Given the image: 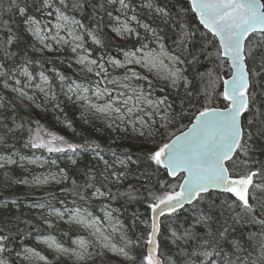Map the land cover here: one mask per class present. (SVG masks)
<instances>
[{
    "label": "snow or ice",
    "instance_id": "6c2138e0",
    "mask_svg": "<svg viewBox=\"0 0 264 264\" xmlns=\"http://www.w3.org/2000/svg\"><path fill=\"white\" fill-rule=\"evenodd\" d=\"M139 7L147 9L149 22L139 17L133 0H31V3L28 0H0V27L6 31V39H0V53L6 61L16 55L10 48L21 39L13 31L15 15L21 18L24 31L42 45L37 51L51 47L46 41L53 31L37 16L54 15L55 34L51 39L57 44L74 43L73 53H77L78 49L85 52L79 55L77 62L88 73L97 69L95 76L106 81L104 87L98 80L92 89L76 85L75 88L70 86L68 92L86 102L89 111L104 114L110 119L109 128L117 120L131 124L138 132L137 138L142 146L151 143L150 148H141L143 158L137 156L135 160L127 152L117 153L116 149L108 148L114 158L112 162L104 158L101 153L105 150L95 142L66 144L67 150L73 154H78L80 150L93 151L103 162L102 171H85L83 185H77L73 180L75 195L81 200L91 197L115 199L109 185L119 188L131 179L140 188L134 183H127V191L121 195L136 200L138 197L134 193L141 188L146 191L151 201L148 204L150 217L147 220L134 217L131 227H127L115 219L107 208L101 218L79 208L61 211L51 205L34 203L32 207H48L49 215L55 214L57 219L63 220L67 215L70 223L86 230L90 237L80 236L73 240L75 247H65L54 237L43 238L48 247L55 250L54 264H264V0H190V7L187 8L179 6V0L172 7L161 5L159 0H142ZM89 9L96 30L68 14L75 11L87 13ZM114 11L117 13L115 16ZM188 12L199 16V23L207 30L201 34V39L206 42L204 47H213L219 61L215 70L208 69L197 74L199 87L177 66L185 63L180 55L167 50L165 41L168 37L164 28L159 25L152 27V23L159 20L165 28L179 29L175 33L178 39H174L173 43L180 48L184 41L194 40L199 32L198 28L189 31L188 25L182 23ZM5 14L8 15L7 20L3 18ZM105 15L110 18L105 26H111L115 37L125 42L132 36L137 38L132 41L134 51L121 49L123 61L112 56L107 61L104 56L90 59V53L85 48V37L95 45L107 47L100 38V24L104 22ZM132 22H135V27ZM61 29L70 39L60 35ZM139 29L144 30L143 35ZM31 46L35 48V44ZM30 63L33 61L27 60L16 68L0 63V77L11 79L17 71L25 77L23 83L16 79L18 87L11 88L21 98L27 96L24 89L30 87L33 80L27 70ZM106 64L123 68L124 75L108 79ZM135 65L154 73L175 92L154 95L152 81L147 75L137 72L135 67H130ZM221 69L227 70L224 76L219 75ZM40 78L47 82L43 72ZM139 81H147V88ZM221 84L222 90L217 91ZM107 85H111V89ZM4 87H9L7 79ZM181 87L182 93L179 91ZM41 91L44 89L41 88ZM81 91L91 93L97 100L104 98V103H92L89 96L81 95ZM160 91L165 92V88ZM219 98L223 100L222 107L218 106ZM9 105L15 110V105L0 98V109L7 112ZM8 119L7 115L0 114V145L5 147L9 133L15 135L14 129L4 122ZM183 119L189 120V124L183 126L186 130H178V134L169 131L178 120ZM12 123L15 124V121ZM48 135L50 139L45 141L38 131L35 138H29L30 146L56 153L66 151L65 147L59 146L65 144L63 136ZM20 160H25V157L21 156ZM15 163L11 156L0 155V169ZM28 163L35 164L37 160H29ZM52 163L55 164V161ZM72 163L75 164L76 160ZM143 164L154 168L152 175L147 171L137 174V170L131 167ZM161 170L180 182L171 184L157 177L155 184L158 188L148 187L147 183L152 181L153 175ZM66 179L67 174L60 169L58 173L33 176L32 184L60 183ZM12 182L29 183L27 179ZM89 189L94 191L89 192ZM11 203L16 204L17 201L12 200ZM0 204L7 207L9 201L0 200ZM186 205L192 212L185 220L187 227L179 234L171 230L170 235H165L170 226L164 220L178 219ZM105 221L111 228L110 232L104 227ZM44 222L49 223L47 219ZM245 224L259 230L250 232L247 238L243 232L237 235V225ZM140 225L144 226V231L137 232ZM129 232L132 234L129 235ZM116 233H119V243L113 242ZM10 236V230L0 227V264H14L10 259ZM16 256H23L27 264H32L34 258L46 259L30 248L24 249L23 253L16 252Z\"/></svg>",
    "mask_w": 264,
    "mask_h": 264
},
{
    "label": "trees",
    "instance_id": "16d2710c",
    "mask_svg": "<svg viewBox=\"0 0 264 264\" xmlns=\"http://www.w3.org/2000/svg\"><path fill=\"white\" fill-rule=\"evenodd\" d=\"M28 2L31 3V0H28ZM177 2L178 0H159L161 5L166 4L169 7L176 5ZM133 3L137 6L139 17L144 19L145 22H149L147 17L150 14L147 9H141L139 7L142 0H133ZM179 6L187 8L190 7V3L185 2V0H179ZM116 7L118 8L119 5ZM173 11H175V9H173ZM90 12L91 9H89L87 13L75 11L68 14L74 16L75 19L80 20L86 27L96 30V23L94 22V19L89 16ZM115 13L116 12L114 11L113 14ZM130 13L131 12H129V14ZM100 14L103 15V13ZM44 17L46 16L44 15L41 17L38 15L37 19L42 20ZM3 18L7 20L8 15L5 14ZM47 18L51 20L53 16ZM13 19L15 20V23L12 25L13 31H15L21 39L15 47L10 48V51L16 53V55L11 60L6 61L2 53H0V63H6L8 68H16L18 65L24 64L27 60L33 61V63L27 64V70L33 76L32 83L37 84L40 79L39 74L43 72L48 79V88L53 97L50 101H44L40 100L41 98L34 93L33 95L37 98L39 103V109H35L33 105L26 102L17 94L3 88L6 79L9 85L15 84L16 79H20L22 82L24 81V76L21 75L19 71H17L15 76L11 79L0 77V98L4 99L5 102L10 101L12 105H15V110H13L11 105L7 108V112H4V109H0V114L9 117V119L4 122L8 123L9 127H12L15 132V135L9 133L7 147L0 145V154L7 153L30 156L34 153H38L45 156L47 161L50 159L56 160L57 164L51 165L45 161L41 165H38V167L37 164L27 163L24 168H19L17 165H7L5 169H0V200L7 199L9 201L7 207L0 204V227L10 230L11 232L9 248L12 249V256L10 259L14 261V264H27L23 256L19 258L16 256V252L23 253V250L26 248L35 249L36 252L46 258L44 260L45 263L32 262V264H54V257L56 255L55 251L38 240V237L42 235H51L65 247H71L72 239L84 235L85 233L76 227L64 224L63 220L56 219L53 215L49 217L47 213L49 211L48 207L39 209L32 207V205L38 202L61 209L83 207L92 208L94 210L96 205L100 202L95 200L94 197H91L88 200H81L79 196L74 194L73 190L75 185L73 184V180L76 181L77 185H83L86 179L84 175L85 171L87 169H93L96 172L102 171L103 162L99 161L92 151L80 150L78 154L72 153V155H69L67 151L56 153L49 152L45 148H33L30 146L29 138H35L38 131H48L57 136H63L64 139L70 138L69 142H65V144L72 143L85 145L86 142L88 144L95 142L100 145L101 149L105 150L101 153L104 157L108 158L111 154V152L107 151L108 148H114L117 153L127 152L128 154H131L133 160H135L137 156L143 158L141 148H150L151 143L149 142L142 147H132V145L128 144L127 139L122 138L120 142H117L111 134H105L103 137L95 139L92 132L77 120L76 108L67 98L68 87L71 84L74 82H82L90 86L94 79L90 75L80 74L78 67L72 62L74 53H71L67 47L58 48L54 45V50L51 52L45 50L37 51V49L42 47L30 37L29 33L24 31L23 25L21 24V18L18 15H15ZM109 19L110 18L105 15L104 22L100 24V29H102L100 38L105 41L107 47L102 48L100 45H95L91 42L92 40L90 38L85 37V48L91 50L90 54L96 59L100 57L101 54L103 56L106 55L118 58L120 57L121 52L128 48H133L132 41L137 39L135 36H132L127 42H125L115 37L110 32L109 26H105ZM182 23L188 25L189 31L198 28L199 32L196 33L194 40L184 41L183 46L180 48L173 43L174 39H178L175 33H177L179 29L165 28L159 20L152 23V27H157L159 25L160 28H164L168 37L165 41L167 50L172 54L180 55L181 59L185 61V63L180 64L181 68L185 71V75L189 80H195L197 87H199L200 81L197 74L206 72L208 69L215 70L219 61L216 59L215 49L213 47H204L206 42L201 39V34L207 32V30L198 22L196 15L191 12L186 13ZM132 26H136L135 22H132ZM139 31L141 32V35L144 34L143 29H139ZM0 39H6V31L2 27H0ZM33 44H35V48L31 46ZM136 47H139V45H136ZM185 48H187L188 51H184ZM121 49H123V51H121ZM209 52L212 53L211 56L208 55ZM135 69L142 75H147L138 67H135ZM124 71V69L114 68L115 73H124ZM226 71V69H221L219 75L224 76ZM147 76L149 77V80L152 81L153 88H155L157 94L167 95L169 91L175 92V90L167 88L163 80L159 81L158 78H153L149 75ZM61 77H64V79H61ZM94 77L100 81L101 85H106L104 80L95 75ZM139 83L145 88L147 87V81H139ZM107 87L110 88L111 86ZM162 87L165 88V92L163 93L160 91ZM221 87L222 84L217 91H221ZM179 91L182 93L183 88L181 87ZM217 103L219 106H223L222 98H219ZM53 117H59V119L56 120L59 121L61 126L63 124H68L69 128L72 130V135L67 134L65 131L61 133L56 130L53 126ZM12 121H15V124H13ZM188 124V119L178 120L169 131H176L178 133V130L183 129V126ZM16 125H23V127L17 128ZM26 143H29L28 147H25ZM65 144L61 146L66 147ZM69 157L72 159H69ZM72 160H76V163L73 164ZM131 167L134 170H137V174L147 171L152 175L154 172V168H148L147 164L132 165ZM52 168L55 169L49 170ZM116 168L119 169L120 165L116 166ZM60 169H63L68 176V179L61 180L60 183L34 186L30 183L19 184L12 182L21 180L25 175H31L32 173L41 175L45 172L59 171ZM5 173H7V177L5 176ZM157 177L160 180L167 181L171 184H178L180 182L177 178L168 177L166 173L161 170L158 174L153 175L152 181L147 183V186L152 187L154 190L157 189L158 185L155 184ZM127 183L135 184V181L130 179ZM127 183L119 188L109 185L115 199L105 197L104 202L107 204L110 211H112L111 208L115 209L122 224L131 227L134 217L139 216L141 220L149 219L150 211L148 204L151 201L148 198V193L142 188L138 193H134V195L138 197L136 200H129L127 196L121 195V193L127 191ZM135 186L140 188L139 184H135ZM97 187H99V184H97ZM81 191H83V189H81ZM91 191H94V189H89V192ZM12 200H16L17 203L12 204ZM218 202L219 201H217V203ZM190 215H192V212L186 205L185 211L179 214L178 219L171 218L169 220H164V217H161V220H164V222L170 226V230L166 231L165 235H170L171 230L177 231L178 234L182 232L183 228L187 227L185 220ZM45 219L51 222V225L45 223ZM137 223H139V221H137ZM237 229V235H239L240 232H243L245 238H247L250 232H257L259 230L251 224L237 225ZM136 231H144V226L140 225ZM131 234L132 233L129 232V235ZM114 236V242L119 243V238L116 235Z\"/></svg>",
    "mask_w": 264,
    "mask_h": 264
},
{
    "label": "rangeland",
    "instance_id": "374dc122",
    "mask_svg": "<svg viewBox=\"0 0 264 264\" xmlns=\"http://www.w3.org/2000/svg\"><path fill=\"white\" fill-rule=\"evenodd\" d=\"M116 14L117 13L113 14V16H115ZM129 15H132V14L130 13ZM45 16L46 17H44L42 19L43 23L45 25H47L48 28H52L53 31L51 33H49V39H48V41H46L47 43H49L51 45V47L50 48H46L44 50L47 51V52H51V51L54 50L53 47L55 45L58 48L67 47L70 50V52L73 53L71 49H72V47L75 46L74 43H60V44H57L54 40L51 39V36L55 34L54 25H55L56 21H55L54 15H53V18L51 20H49L47 18L48 16L46 14H45ZM109 30L115 36V34L111 30V26H109ZM29 35H30V37L33 40H35V38L32 37L30 33H29ZM60 35L63 36L65 39H70L67 36L66 32L63 29L60 30ZM117 38H119V37H117ZM119 39H121V38H119ZM35 41L42 47V45L39 43V41H37V40H35ZM87 50H88L89 53H91V50H89L88 48H87ZM129 50H133L134 51L135 49L134 48H130V49L128 48L125 51H129ZM84 54H85L84 51L78 49L77 53H74V57H72V62L78 67V70H79V72H80L81 75H90L94 79V81H93V83L90 86L87 85V84H85V83H82V82H74L70 86L73 87V88H75L76 85H81L83 87H89L90 89H92V88H94V85L98 81V79L94 77L95 71H97V69H94L92 73H88L86 71V69H84L83 66L80 65L77 62L79 55H84ZM100 56H103V55L101 54ZM108 57L109 56L104 55L105 61H107ZM89 58L90 59H96L91 54H90ZM117 59H120L121 61L124 60L123 52H121L120 57H118ZM165 63H167V61H165ZM177 66L181 68L180 65H177ZM135 67H138L139 69H141L139 65H135ZM106 68H107L108 73H109L108 79L119 78V77H122L124 75L123 72L115 73L114 72V68L110 64H106ZM117 69H123V68H117ZM141 70L145 74H147V75H149V76H151L153 78H158L157 76H155L154 73H149L147 71V69H141ZM39 76H40V74H39ZM24 81H25V77H24ZM159 81H161V79H159ZM36 85H40V87H36ZM100 86L101 87H104L101 84H100ZM107 86H111V85H107ZM12 87H18V85L13 84V85H9L8 88H5L4 87V84H3V88L5 90H7V91L12 92L11 91V88ZM41 88H43L44 91H41ZM152 90L154 92V95L159 96V94H157L155 88H153ZM24 91L27 93V96L24 97V98H22V99H24L29 104L33 105V107L35 109H39V103L37 101V98H35V96L33 95L34 93L38 97L41 98L40 100H44V101H50L51 98L53 97L52 93L49 91V88H48V79H47V82H44L40 78L39 79V82L37 84H33L32 81H31V86L30 87H26L24 89ZM46 93H47V95H46ZM15 94H17V93H15ZM81 95H87V96H89V99L94 104H103L104 103V98H101V99L97 100L95 97L91 96V93H83L81 91ZM29 97L31 99H29ZM67 98L70 101V103L76 108V111H77L76 118H77V120L79 122H81V124L83 126H85V128H87L90 132H92V134L95 136L94 137L95 139H98L99 137H103L105 134H111L114 137V139H116L117 142H120L122 138H125V139L128 140V144L132 145V147H142L140 140L137 138L138 132L133 129V127L131 126V124H123V123H120V121L117 120L116 121V124L113 125L112 128H109L108 127V124L111 123V120L110 119H107L104 114L93 113L92 111H89L86 102L77 99V97L75 95H73L72 93H69L68 91H67ZM56 119H59V117H53V119H52V121L54 122L53 123L54 128L56 130L60 131L61 133H63L65 131L67 134L72 135V130L69 128L68 124H63L61 126L59 124V121L56 120ZM39 133H40L41 138H43V140L47 141L48 139H50V137H49L48 134L49 133H52V132H48V131L47 132H44L43 130H41V131H39ZM69 140H70V138H66L65 139V142H69ZM66 151H67V153L69 155H72V152L69 151V150H67V148H66ZM93 154L95 155L94 152H93ZM0 155H3V156H11L12 159H14L16 161V163L15 164H12V165H17L19 168H24L25 165H27V163H28L29 160H37V163H35V164H37V167H38V165H41L42 163H44L45 161H47V159H46L45 156H43L41 154H38V153H34V154L30 155V156H23V157H25V160H23V161L20 160V157L22 156L21 154H7V153H4V154H0ZM104 158L107 159V160H109V162H112V160L114 159L111 154L109 155L108 158L107 157H104ZM52 161H55V164H53ZM47 163H49L51 165H56L57 164L56 163V160H54V159L48 160ZM116 166H119V165L117 164ZM54 169L55 168H52V169H49V170H54ZM49 172H51V173H58L59 171H49ZM49 172H47V173L45 172L44 174H41V175H46ZM41 175L32 173L31 175H25V177L23 179H27L31 185H34V184H32V177L33 176H41ZM23 179L21 178V180H23ZM57 179H59V176H57ZM53 183H56V182L53 181V182H50L48 184H53ZM48 184H45V185H48ZM34 186H43V185H34ZM104 198L105 197H94L95 200H97V201L100 202V203H98L96 205V207L94 208V210L92 208H83V207L82 208H79V207H71V208H62V209L59 208V209H61V211H64L65 209H73L74 210L76 208H79L81 211H85L86 210L87 212L92 213V215H94V216H98V217L103 218L104 217V211H105V209L107 208V210L110 211L109 210V207L104 202ZM111 209L113 211V212L110 211L111 214H112V216L115 219L119 220V217H118L115 209H113V208H111ZM47 213H48V216L50 217L51 215H49V211ZM52 215L55 216V214H52ZM56 219H57V217H56ZM63 223L66 224V225H70L72 227H76V228L82 230L85 234L84 235H80V236H84L86 239H89L90 238L88 236V232L86 230L80 228L79 226H77V225H75L73 223H70L67 215H65V217L63 219ZM47 224L48 225H51V222H49ZM104 227L106 228V230L108 232L111 231V228L108 227V224H107L106 221L104 223ZM114 235H116L119 238V233H116ZM80 236L75 237L74 239H72V241L75 240V239H77ZM46 237H52V236L51 235H42V236H39L38 237V240H40L41 242L45 243L43 238H46ZM45 244L48 246L47 243H45ZM75 246L76 245H74L72 243V246L71 247H75ZM52 249L54 250V248H52ZM32 262L33 263H42V262L45 263L44 260H39L38 258H34L32 260Z\"/></svg>",
    "mask_w": 264,
    "mask_h": 264
},
{
    "label": "water",
    "instance_id": "95a60500",
    "mask_svg": "<svg viewBox=\"0 0 264 264\" xmlns=\"http://www.w3.org/2000/svg\"><path fill=\"white\" fill-rule=\"evenodd\" d=\"M189 3H190V0H189ZM195 14V13H194ZM196 15V18H197V20H198V22H199V16L197 15V14H195ZM203 26V25H202ZM204 28V27H203ZM221 90H222V87H221ZM219 106V105H218ZM222 107V106H221ZM184 130H186V129H184ZM178 134V133H177Z\"/></svg>",
    "mask_w": 264,
    "mask_h": 264
}]
</instances>
